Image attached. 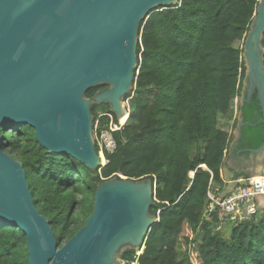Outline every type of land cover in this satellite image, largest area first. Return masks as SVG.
I'll list each match as a JSON object with an SVG mask.
<instances>
[{
	"label": "trees",
	"instance_id": "trees-1",
	"mask_svg": "<svg viewBox=\"0 0 264 264\" xmlns=\"http://www.w3.org/2000/svg\"><path fill=\"white\" fill-rule=\"evenodd\" d=\"M257 3L177 0L140 21L138 69L124 98L131 97L129 115L113 132L115 149L95 170L69 154L48 152L28 124L0 127L3 151L22 163L34 205L48 219L58 246L85 224L102 182L150 179L155 205L149 213L158 221L138 264H264V210L260 218L230 219L218 209L210 212L207 197L208 190L224 195L243 184L223 187L233 133L218 126V118L232 119L246 69L243 46L236 42L244 41ZM261 45L264 49V31ZM106 87H92L85 96ZM238 109L244 122L238 147L256 148L264 141L256 94ZM91 113L93 122L103 114L99 131L108 125L104 114H113L106 103L92 104ZM231 125L236 127L237 115ZM249 176L234 172L232 179ZM226 219L234 221L228 235L221 229ZM28 255L25 233L0 221V264H29ZM136 258L130 248L120 255L126 264Z\"/></svg>",
	"mask_w": 264,
	"mask_h": 264
},
{
	"label": "water",
	"instance_id": "water-1",
	"mask_svg": "<svg viewBox=\"0 0 264 264\" xmlns=\"http://www.w3.org/2000/svg\"><path fill=\"white\" fill-rule=\"evenodd\" d=\"M176 2L0 0V127L28 124L48 152L99 168L91 105L108 104L118 119L125 113L123 100L138 69L139 23L155 8ZM263 31L264 0H258L244 38L240 106L256 94L264 136ZM103 84L107 87L85 96ZM239 113L230 150L244 125ZM3 147L0 136V221L25 233L29 264H122L121 253L140 249L158 221L149 213L155 205L150 179L112 177L96 188L85 224L58 246L48 219L34 205L22 163ZM248 151L257 166L250 176H264V141Z\"/></svg>",
	"mask_w": 264,
	"mask_h": 264
},
{
	"label": "built area",
	"instance_id": "built-area-1",
	"mask_svg": "<svg viewBox=\"0 0 264 264\" xmlns=\"http://www.w3.org/2000/svg\"><path fill=\"white\" fill-rule=\"evenodd\" d=\"M124 107V105H123ZM124 109H126L124 107ZM108 117V125L105 129L98 130V119L103 116L98 114L97 120L93 122L92 134L94 144H97L98 153L102 164L106 162L105 153L112 152L116 147L113 132L122 128L120 119L114 120L113 114H104ZM245 179V178H244ZM243 184L230 193L217 194L215 190H208L207 197L210 199V212L218 209L222 214L230 216V219L248 220L257 218L264 210V176H249ZM140 251L136 252L137 258L128 264H138ZM122 264H126L122 261Z\"/></svg>",
	"mask_w": 264,
	"mask_h": 264
},
{
	"label": "rangeland",
	"instance_id": "rangeland-1",
	"mask_svg": "<svg viewBox=\"0 0 264 264\" xmlns=\"http://www.w3.org/2000/svg\"><path fill=\"white\" fill-rule=\"evenodd\" d=\"M236 45H242L244 46V41L243 42H236ZM244 98V93L242 91H240V93L234 98V101H233V113H232V119H233V116H239L240 113H239V107H240V104H241V101L242 99ZM130 100H131V97L129 99H125L123 101V105L124 107L126 108L127 112H128V115H129V104H130ZM128 118V117H127ZM121 121H122V118H120ZM232 119L228 122L227 119H225V117H219L218 118V126H221L222 128H227L228 131H232V133L235 131L234 129H232ZM126 116L124 117V122H126ZM122 122V123H124ZM228 122V123H227ZM233 142V141H232ZM248 160L249 163L246 165L244 159ZM227 163L230 165L231 168H234V169H239V170H242V171H245L246 174L248 175H253V173L255 172V170L257 169V166L254 164V161H253V158L251 156V153L248 152L247 155H241V154H237L236 156L234 157H229V161H227ZM103 164H101L102 166ZM235 171H232V172H228V170L226 168H224L222 170V177L224 180H226V183H223V187L225 188H234L235 185L234 183L235 182H243V179L242 178H238L237 181H234L232 179V174L234 173ZM191 175V174H190ZM264 214V213H263ZM258 217H261V216H258ZM230 220V219H229ZM228 219H226L224 221V224L221 226V229L224 231L225 234H229L230 232V225H232L234 223V221H229Z\"/></svg>",
	"mask_w": 264,
	"mask_h": 264
},
{
	"label": "flooded vegetation",
	"instance_id": "flooded-vegetation-1",
	"mask_svg": "<svg viewBox=\"0 0 264 264\" xmlns=\"http://www.w3.org/2000/svg\"><path fill=\"white\" fill-rule=\"evenodd\" d=\"M101 90V89H100ZM240 138H241V135H240ZM240 138L238 139V142H237V145H236V148L234 150H230V147H229V150H228V153H227V156H226V168L228 169V172H232V171H235V172H240V173H246L245 171H242V170H239V169H234V168H231L230 165L227 163V158L228 157H234L236 156L238 153L241 154V155H247L248 154V149L247 147H238L239 144H240Z\"/></svg>",
	"mask_w": 264,
	"mask_h": 264
},
{
	"label": "clouds",
	"instance_id": "clouds-1",
	"mask_svg": "<svg viewBox=\"0 0 264 264\" xmlns=\"http://www.w3.org/2000/svg\"><path fill=\"white\" fill-rule=\"evenodd\" d=\"M123 101H124V100H123ZM125 113H127V114H128V112H127V110H126V109H125ZM114 115H115V114H114ZM116 118H117V117H116ZM117 119H118V118H117ZM124 123H125V122H124ZM124 123H123V125H124ZM105 163H106V162H105ZM105 163H104V164H105ZM101 164H102V161H101ZM104 164H103V165H104ZM190 176H193V173H191V175H190ZM254 176H258V175H254ZM261 215H262V214H261ZM261 215H260V216H261ZM157 218H158V217H157ZM257 218H260V217H257ZM143 249H144V244L141 246V248H140V249H138V250H135V255H136V252H137V251H140V254H141V253H142V251H143ZM140 254H139V255H140ZM136 256H137V255H136ZM138 257H139V256H138ZM122 261H123V260H121V263H122Z\"/></svg>",
	"mask_w": 264,
	"mask_h": 264
},
{
	"label": "bare ground",
	"instance_id": "bare-ground-1",
	"mask_svg": "<svg viewBox=\"0 0 264 264\" xmlns=\"http://www.w3.org/2000/svg\"><path fill=\"white\" fill-rule=\"evenodd\" d=\"M125 116V113L120 117V118H122V117H124ZM120 122H121V119H120Z\"/></svg>",
	"mask_w": 264,
	"mask_h": 264
}]
</instances>
